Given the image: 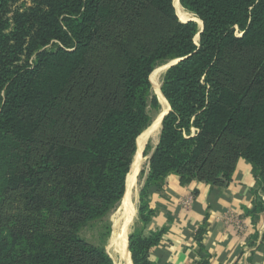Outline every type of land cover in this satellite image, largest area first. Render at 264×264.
Wrapping results in <instances>:
<instances>
[{
    "label": "trees",
    "instance_id": "16d2710c",
    "mask_svg": "<svg viewBox=\"0 0 264 264\" xmlns=\"http://www.w3.org/2000/svg\"><path fill=\"white\" fill-rule=\"evenodd\" d=\"M12 1L0 0V216L15 193L24 214L15 228L0 227V264H113L76 230L122 199L149 106L158 105L149 78L165 61L180 60L162 80L170 112L140 193L143 230L129 235L132 264H154L148 254L165 230L142 232L153 216L148 196L167 176L225 187L244 161L264 196V0H180L201 33L179 21L174 0H44L10 29L2 16ZM143 10L155 16L134 30L154 28L150 46L118 34ZM250 60L256 68L240 81L232 65ZM49 175L69 188L49 201L67 222L61 243L34 220ZM263 209L258 201L248 215ZM199 248L198 264H209Z\"/></svg>",
    "mask_w": 264,
    "mask_h": 264
},
{
    "label": "crops",
    "instance_id": "0c3cea01",
    "mask_svg": "<svg viewBox=\"0 0 264 264\" xmlns=\"http://www.w3.org/2000/svg\"><path fill=\"white\" fill-rule=\"evenodd\" d=\"M254 169L239 161L225 187L201 181L182 186L167 176L151 192L153 216L144 234L165 230L148 254L154 264H198L199 243L209 264H264V209L250 217L264 196Z\"/></svg>",
    "mask_w": 264,
    "mask_h": 264
},
{
    "label": "rangeland",
    "instance_id": "374dc122",
    "mask_svg": "<svg viewBox=\"0 0 264 264\" xmlns=\"http://www.w3.org/2000/svg\"><path fill=\"white\" fill-rule=\"evenodd\" d=\"M43 1L44 0H13L11 3H9L8 8L5 14H3L2 18L4 21L9 22L11 29L13 27L12 19L17 13L21 14L27 12L30 9L37 7L41 3L43 4ZM44 10H46V7L44 8ZM154 16H155L154 13L147 10H143L141 12L140 18L137 19V21L134 20L132 22L128 21L129 23L126 24V28L125 27L122 28L120 31H118V34H120L122 37H124L127 40H130V38L141 39L144 42V44L150 46L154 42L157 36L156 30L152 27L145 28V26L142 29L134 30L133 23L136 24L140 22L145 23L144 22L145 20L150 21V19L153 18ZM195 23L198 25L200 30V24L197 22ZM232 30L235 37L238 38L241 37L242 31H240L237 26H234ZM198 40H199V36L198 38L195 37L194 39L195 44H198ZM51 48L52 47L49 46L47 49H51ZM172 61L162 62L156 68L162 67ZM244 64L246 66L245 68L244 67L238 68L236 65L234 64L232 65L240 81L246 80L248 78L249 73L254 71L256 68V62L254 60L244 61ZM165 71L166 70H163L159 74L158 81L160 84V89L162 86V80ZM149 80H151V77L149 78ZM150 83L152 84V82ZM151 91H152V96L154 98L155 95L153 94L152 85H151ZM156 102L158 105H156L155 109L154 107L149 106V112L150 115L152 116V120L156 117L159 111L162 110V105L158 103V100ZM191 132L192 135H194L196 130L192 128ZM159 135L160 134H158V137ZM157 143L153 141V136H150L148 138V142H146L145 144V147L147 148V149L145 148L146 154L143 159V165L141 166V168L139 166V170H138V172L143 171V173L140 174L138 173L139 176L137 175L136 178V185H135L136 188L134 192L135 214L130 220L127 237H129V235H131L134 232L143 230L142 229L143 224L141 223L138 213L140 207V193L144 185L143 178L146 179L149 171V159L154 153ZM137 150H138V146H137ZM134 155L132 157V160L134 158ZM68 189H69L68 186L65 184L62 178L54 177L51 175L47 176L44 180L43 186L40 188L39 191L41 198L45 201L44 209L42 212L37 213L34 216V220L36 221L38 229L40 228L45 233L55 236L56 238H58L59 243H61L63 236L68 230L67 222L64 218L58 216L56 206L49 204V201L50 199L57 198V193L59 195L64 194L65 192L68 191ZM151 196L152 195L149 194L148 200ZM121 203H122V199L103 218L83 224L76 230V235L79 239L96 248L104 249L106 254L111 258L113 264H118V259H117L118 257L114 252V248H112L111 246L110 240L113 232V223L121 212V205H122ZM23 214L24 212H23L22 193H15L9 197V200L6 202V204L2 209L0 216V227L15 228L16 218H19V216ZM142 233H144V231Z\"/></svg>",
    "mask_w": 264,
    "mask_h": 264
},
{
    "label": "bare ground",
    "instance_id": "6f19581e",
    "mask_svg": "<svg viewBox=\"0 0 264 264\" xmlns=\"http://www.w3.org/2000/svg\"><path fill=\"white\" fill-rule=\"evenodd\" d=\"M173 5L176 10V15L181 21L193 20L201 25L195 16L182 10L179 0H174ZM168 64L156 68L151 75L153 94L156 96L158 102L162 105V110L159 111V113L153 119L151 125L142 133L140 137L138 150L136 151L135 157L133 159L131 171L127 175L126 192L122 199L121 212L113 223V232L110 241L111 246L114 248V252L118 257V264H132L130 254L127 249V236L130 220L135 214L134 192L136 188V178L139 173V166L141 168V165H143V159H141L142 150L146 142H148V138L150 136H153V141L157 143V137L161 128V119L168 110V104L161 94L160 84L158 81L160 72L166 70Z\"/></svg>",
    "mask_w": 264,
    "mask_h": 264
},
{
    "label": "water",
    "instance_id": "95a60500",
    "mask_svg": "<svg viewBox=\"0 0 264 264\" xmlns=\"http://www.w3.org/2000/svg\"><path fill=\"white\" fill-rule=\"evenodd\" d=\"M179 4H180V0H179ZM181 6V5H180ZM182 8V7H181ZM182 10H183V8H182ZM185 11V10H184ZM188 13V12H187ZM192 15V14H191ZM179 19V18H178ZM179 21H181L180 19H179ZM188 21H193V20H186V21H181V22H188ZM193 22H195V21H193ZM202 31V23H201V25H200V32ZM198 36H199V34H197L196 35V37L198 38ZM180 60L178 59V60H173L172 62H170L168 65H167V69H169L170 67H172V66H174V65H176L178 62H179ZM166 69V70H167ZM160 91H161V89H160ZM162 94V93H161ZM159 103V102H158ZM168 104V103H167ZM170 112V107L168 106V110L166 111V113L163 115V117H162V119H161V126H162V121H163V119H164V117L168 114ZM153 122V120L151 121V123ZM151 125V124H150ZM149 125V126H150ZM148 126V127H149ZM147 127V128H148ZM146 128V129H147ZM145 129V130H146ZM144 130V131H145ZM143 131V132H144ZM160 131H161V128H160ZM160 131H159V134H160ZM142 132V133H143ZM141 133V134H142ZM139 138V137H138ZM158 140H159V137H158V139H157V142H158ZM158 144V143H157ZM145 146H144V148H143V150H142V153H141V159H144V157H145V155H144V150H145ZM136 151H137V141H136ZM135 154H136V152H135ZM134 157H135V155H134ZM134 159V158H133ZM149 159V158H148ZM132 163H133V160H132ZM132 163H131V165H130V169H129V172L131 171V168H132ZM142 166V165H141ZM143 172V171H142ZM141 171H139V174L140 173H142ZM139 174H138V176H139ZM145 177V176H144ZM127 178V177H126ZM145 181V178H143V182ZM125 191H126V183H125ZM125 191H124V194H125ZM123 197H124V195H123ZM123 197H122V199H123ZM128 240H129V237H128V239H127V249H128Z\"/></svg>",
    "mask_w": 264,
    "mask_h": 264
}]
</instances>
